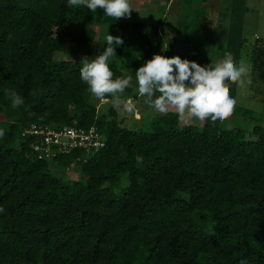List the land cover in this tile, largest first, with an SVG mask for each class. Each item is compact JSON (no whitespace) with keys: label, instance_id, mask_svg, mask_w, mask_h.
<instances>
[{"label":"trees","instance_id":"obj_1","mask_svg":"<svg viewBox=\"0 0 264 264\" xmlns=\"http://www.w3.org/2000/svg\"><path fill=\"white\" fill-rule=\"evenodd\" d=\"M208 1L177 0L167 40L165 17L114 20L67 0H0V264H264V127L249 136L226 128L225 118L199 128L168 111L146 128H129L114 106L105 113L93 102L80 79L84 61L55 58L71 43L92 54L102 42L96 25L101 34L108 25L107 36L123 40L108 61L113 79L131 78L123 93L138 89L135 71L157 54L193 57L201 66L230 55L239 66L247 0H226L218 13L226 31L220 62L200 41L197 50L175 52L177 41L187 37L194 47L195 34L208 29ZM223 41L217 38L213 55ZM256 42L255 84L264 82V40ZM226 86L236 101L238 82ZM9 92L24 104L13 109ZM250 112L236 103L232 111ZM74 120L96 125L106 147L47 160L21 137L33 122ZM52 162L80 165L84 176L64 181Z\"/></svg>","mask_w":264,"mask_h":264},{"label":"clouds","instance_id":"obj_2","mask_svg":"<svg viewBox=\"0 0 264 264\" xmlns=\"http://www.w3.org/2000/svg\"><path fill=\"white\" fill-rule=\"evenodd\" d=\"M67 4L69 7L87 8L90 12L102 9L106 17L114 20L130 17L132 12L129 0H67ZM122 44L123 40L119 36L108 34L107 47L94 59H84L80 79L98 98L106 94L115 97L130 84V77L113 79V72L108 65L109 58ZM247 71L246 66L234 64L230 55H226L221 63L201 66L180 56L157 54L142 64L135 71V76L138 94L155 111L167 113L170 108H174L181 117L187 115L199 121L215 122L230 116L235 107L236 101L230 97L226 82L243 83L242 77ZM156 93L159 95L156 96ZM7 95L13 109L24 104L23 98L17 93L9 92ZM3 135V130H0V137ZM240 264H247V260H241Z\"/></svg>","mask_w":264,"mask_h":264},{"label":"rangeland","instance_id":"obj_3","mask_svg":"<svg viewBox=\"0 0 264 264\" xmlns=\"http://www.w3.org/2000/svg\"><path fill=\"white\" fill-rule=\"evenodd\" d=\"M177 0H129L130 7L132 9L130 17H122L123 20L128 21H146V22H156L159 19L165 17L166 32L164 36L166 39H173L172 33L176 29V22L178 21V9L176 6ZM226 0H209L207 2L208 10L207 15L209 21L207 22L206 31L203 33H196V42L194 47L192 46L191 39L186 37V40L181 39L177 41L176 48L184 51L187 49L197 50L200 46L199 39L201 35L203 37V47L202 52H205V48H211L214 44L216 35V27L218 26V13L222 8L227 6L228 2ZM229 5V4H228ZM166 6V8H165ZM248 11L246 13L245 25H244V35L246 37V44L242 51L241 64L246 66L248 71L242 77L243 83L238 82L237 86V96L236 104L250 110L248 113L250 115L244 114H234L232 113L227 119L221 123L226 128H239L247 135L252 136L255 126L260 125L264 127V82L258 81L256 84L253 82V62H252V52L256 41L264 40V0H247ZM221 25V24H220ZM98 30V35L101 36V43H97L94 52L90 55H87L86 48L79 46L76 43H71L67 51L56 52L55 58L57 60H78L84 61L87 59H94L95 56L99 55L105 48L104 42L107 38V32L110 26H104L105 29L102 32V26L96 25ZM172 27V28H171ZM220 27V26H219ZM164 29H161L163 31ZM215 30V31H214ZM222 30L219 29V32ZM214 33V34H213ZM217 34L220 36L223 41L224 38L221 35L222 33ZM195 41V40H194ZM218 50L213 55V50L208 51L212 55L215 61H221V53L225 49V41L218 44V47L215 50ZM207 50V49H206ZM181 52V51H180ZM179 52V54H181ZM197 54V51H193ZM196 56V55H195ZM190 61H198L191 57L185 58ZM199 64V63H198ZM240 64V65H241ZM118 97V102H117ZM93 102L98 106V109L103 112H108L111 107H115L118 113V118L124 121V125H127L129 128H146L149 125L154 114L159 112L150 108L145 103V98L141 97L138 94V91L135 89L132 92L118 93L114 100L106 101L104 98H98L92 94ZM169 111H175L174 108H170ZM176 112V111H175ZM181 123L184 125H195L199 128L202 127L204 121H199L194 118H191L187 115L181 117ZM51 166H54L53 173L58 178L66 181L68 179L78 180L84 175L82 166L78 165L75 168H70L66 170L58 163H51ZM128 181L124 179L123 186H127Z\"/></svg>","mask_w":264,"mask_h":264},{"label":"built area","instance_id":"obj_4","mask_svg":"<svg viewBox=\"0 0 264 264\" xmlns=\"http://www.w3.org/2000/svg\"><path fill=\"white\" fill-rule=\"evenodd\" d=\"M21 137L30 142L35 153L47 160L70 155L78 150L87 153L99 151L107 144L105 135L96 125L85 128L76 120L62 125L33 122L24 127Z\"/></svg>","mask_w":264,"mask_h":264},{"label":"crops","instance_id":"obj_5","mask_svg":"<svg viewBox=\"0 0 264 264\" xmlns=\"http://www.w3.org/2000/svg\"><path fill=\"white\" fill-rule=\"evenodd\" d=\"M217 20H218V18H217ZM219 22V21H218ZM220 26V27H219ZM172 28V27H171ZM217 29H216V34H214V35H216V37H215V40H214V44H213V46L211 47V48H209L208 50H210V51H212L213 50V47L215 46V44H216V41H217V38H220V36L217 34V32L218 33H222L221 35L223 36V37H225L226 36V31H225V28L222 26V25H220V22L218 23V26L216 27ZM219 29L220 30H222L221 32H219ZM215 31V30H214ZM203 35V34H202ZM202 35H201V38L199 39V41L201 42V44H203V37H202ZM172 39V38H171ZM170 39V40H171ZM168 40V39H167ZM206 48H208V47H206ZM181 51V52H180ZM175 52H177V53H181L182 54V50H180V49H178V48H175ZM107 101V100H106Z\"/></svg>","mask_w":264,"mask_h":264}]
</instances>
